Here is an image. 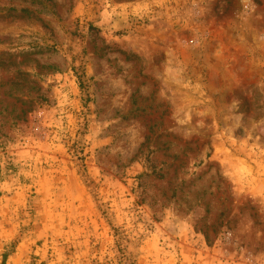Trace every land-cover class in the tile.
Returning <instances> with one entry per match:
<instances>
[{
  "label": "rangeland",
  "instance_id": "rangeland-1",
  "mask_svg": "<svg viewBox=\"0 0 264 264\" xmlns=\"http://www.w3.org/2000/svg\"><path fill=\"white\" fill-rule=\"evenodd\" d=\"M2 263L264 264V0H0Z\"/></svg>",
  "mask_w": 264,
  "mask_h": 264
},
{
  "label": "trees",
  "instance_id": "trees-1",
  "mask_svg": "<svg viewBox=\"0 0 264 264\" xmlns=\"http://www.w3.org/2000/svg\"><path fill=\"white\" fill-rule=\"evenodd\" d=\"M126 263V262H125ZM2 264H4V263H2Z\"/></svg>",
  "mask_w": 264,
  "mask_h": 264
}]
</instances>
